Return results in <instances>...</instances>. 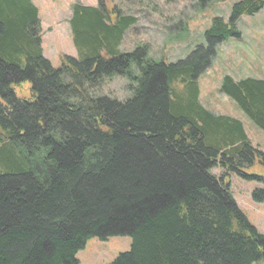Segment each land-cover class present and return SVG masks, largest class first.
<instances>
[{
  "label": "trees",
  "instance_id": "16d2710c",
  "mask_svg": "<svg viewBox=\"0 0 264 264\" xmlns=\"http://www.w3.org/2000/svg\"><path fill=\"white\" fill-rule=\"evenodd\" d=\"M108 2L72 5L76 57L54 68L36 6L0 0V264H78L89 239L110 237L132 240L110 264L264 260V236L226 182L260 183L251 198L263 202L264 175L246 171L264 169V154L242 122L200 104L197 81L264 0L234 2L228 20L213 17L204 44L174 63L152 59L146 44L120 51L137 19ZM116 77L127 82L123 100L100 93ZM22 82L30 99L14 93ZM219 93L264 132V79L224 76Z\"/></svg>",
  "mask_w": 264,
  "mask_h": 264
},
{
  "label": "rangeland",
  "instance_id": "374dc122",
  "mask_svg": "<svg viewBox=\"0 0 264 264\" xmlns=\"http://www.w3.org/2000/svg\"><path fill=\"white\" fill-rule=\"evenodd\" d=\"M240 0H219L207 4L200 0H114L113 5L121 14L137 19L122 39L120 51H130L141 44L149 47L150 57L157 61L174 63L185 58L198 45L204 44V32L213 17L228 20L231 5ZM38 10L41 43L45 58L57 68L60 57H76L70 35L69 20L73 4L96 6L97 0H31ZM238 39L230 38L216 48L210 66L198 78L199 102L216 115L235 118L243 123L253 148L264 154V132L258 129L229 97L219 93L222 78L234 80L246 77L264 79V7L251 16H242L237 22ZM122 78L106 80L100 93L123 100L128 92ZM19 99H30L28 82L13 86ZM248 174L264 175V169L256 165ZM211 173L219 177L218 167ZM238 208L256 231L264 236V201L257 203L251 198L254 189L262 185L255 181H243L234 174L226 179ZM132 240L129 237H110L106 240L89 239L76 253L78 264H110L119 254L128 252ZM252 264H264V260Z\"/></svg>",
  "mask_w": 264,
  "mask_h": 264
},
{
  "label": "crops",
  "instance_id": "0c3cea01",
  "mask_svg": "<svg viewBox=\"0 0 264 264\" xmlns=\"http://www.w3.org/2000/svg\"><path fill=\"white\" fill-rule=\"evenodd\" d=\"M41 48H42V43H41ZM42 54H43V56H44V51H43V48H42ZM45 57V56H44Z\"/></svg>",
  "mask_w": 264,
  "mask_h": 264
}]
</instances>
